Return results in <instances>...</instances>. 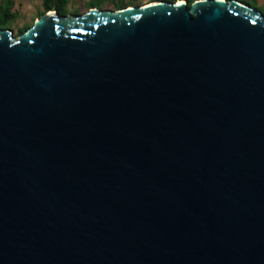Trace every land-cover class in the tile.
<instances>
[{
    "label": "water",
    "instance_id": "1",
    "mask_svg": "<svg viewBox=\"0 0 264 264\" xmlns=\"http://www.w3.org/2000/svg\"><path fill=\"white\" fill-rule=\"evenodd\" d=\"M0 264H264V16L175 0L0 29Z\"/></svg>",
    "mask_w": 264,
    "mask_h": 264
},
{
    "label": "rangeland",
    "instance_id": "2",
    "mask_svg": "<svg viewBox=\"0 0 264 264\" xmlns=\"http://www.w3.org/2000/svg\"><path fill=\"white\" fill-rule=\"evenodd\" d=\"M125 6H140L157 1L170 2L171 0H68L65 5V15H80L86 12L89 4L95 5V8L114 11L120 2ZM192 2L193 0H179ZM258 10L264 16V0H237ZM43 0H3L1 6H8L11 13V20L3 23L0 29H6L11 32L12 37L19 36V29L26 30L32 23L44 14L42 6ZM175 2V0L173 1ZM124 6V7H125ZM51 10L50 12H52Z\"/></svg>",
    "mask_w": 264,
    "mask_h": 264
},
{
    "label": "trees",
    "instance_id": "3",
    "mask_svg": "<svg viewBox=\"0 0 264 264\" xmlns=\"http://www.w3.org/2000/svg\"><path fill=\"white\" fill-rule=\"evenodd\" d=\"M3 0H0V26L3 23H6L11 20V13L9 12V7L8 6H1ZM174 0H171L170 2H173ZM228 1V0H226ZM68 0H43L42 6L44 8V12L48 11H55L58 15H65V5L67 4ZM190 2H186L187 6H189ZM125 6V3L122 1L120 2L119 5H117V9L122 8ZM95 7L93 4H89L87 9ZM24 28L19 29V34L24 32Z\"/></svg>",
    "mask_w": 264,
    "mask_h": 264
}]
</instances>
